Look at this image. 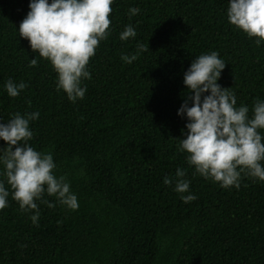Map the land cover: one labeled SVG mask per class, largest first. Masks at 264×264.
Instances as JSON below:
<instances>
[{"label":"trees","instance_id":"obj_1","mask_svg":"<svg viewBox=\"0 0 264 264\" xmlns=\"http://www.w3.org/2000/svg\"><path fill=\"white\" fill-rule=\"evenodd\" d=\"M28 4L0 0V123L39 112L29 144L52 154V172L65 177L78 207L45 193L53 206L37 200L33 224V210H21L5 183L0 264H264V181L242 173L239 188H222L177 151L187 119L177 115L188 92L183 73L196 56L218 53L225 67L217 83L249 115L264 99V41L228 22V0H113L109 35L89 58L84 97L74 102L56 88L49 61L19 36ZM129 7L140 11L130 16ZM125 25L136 36L120 40ZM138 42L148 50L124 63L121 54L136 53ZM8 78L26 84L16 97L4 89ZM177 167L189 180L183 194L174 191ZM189 193L196 199L183 202Z\"/></svg>","mask_w":264,"mask_h":264},{"label":"clouds","instance_id":"obj_2","mask_svg":"<svg viewBox=\"0 0 264 264\" xmlns=\"http://www.w3.org/2000/svg\"><path fill=\"white\" fill-rule=\"evenodd\" d=\"M112 3L113 0H29V11L19 23V36L28 40L34 53L49 61L57 74L56 88L62 89L70 101L84 97L86 87L81 86V81L90 78L86 67L89 58L109 35L106 29ZM139 11L138 7H129L128 14L134 16ZM226 15L229 23L249 37H258L257 45L264 41V0H228ZM135 36L131 25H125L119 33L120 40ZM136 47V53L121 54L124 63H132L140 52L148 50L139 42ZM36 64L34 55L29 66ZM224 67L218 53L211 51L196 56L184 71L183 84L188 92L177 115L187 119L177 151L186 153L185 160L194 174L219 182L222 188H239L242 173L264 181V134L259 131L264 129V99L253 101L251 115L248 105L237 107L234 93L217 83ZM25 87V82L17 83L11 78L4 83L10 97L18 96ZM38 116V111L17 112L0 123V138L6 142L0 147V209L8 204L7 183L20 209L33 210V224L39 217L37 200L53 206L42 199L45 193L70 209L78 207L65 177L52 172L56 167L52 154L37 151L29 144L33 137L29 122ZM185 173L179 167L175 171L174 191L181 194L189 188ZM163 183L169 185L173 180L165 176ZM180 199L187 203L196 196L189 193Z\"/></svg>","mask_w":264,"mask_h":264}]
</instances>
